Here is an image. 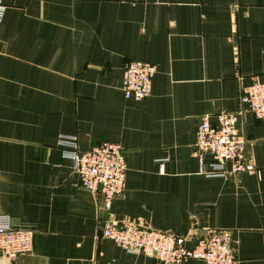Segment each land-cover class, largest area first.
<instances>
[{
  "label": "crops",
  "instance_id": "obj_1",
  "mask_svg": "<svg viewBox=\"0 0 264 264\" xmlns=\"http://www.w3.org/2000/svg\"><path fill=\"white\" fill-rule=\"evenodd\" d=\"M0 214L32 249L0 264H163L99 237L111 219L194 238L230 231L235 264H264V120L239 114L243 162L259 175L199 172L203 115L238 112L264 82V0H3ZM156 67L143 100L124 97L125 62ZM123 147V190L106 209L57 146ZM205 161H211L206 154ZM163 165V171H160ZM191 264H201L192 261Z\"/></svg>",
  "mask_w": 264,
  "mask_h": 264
},
{
  "label": "built area",
  "instance_id": "obj_2",
  "mask_svg": "<svg viewBox=\"0 0 264 264\" xmlns=\"http://www.w3.org/2000/svg\"><path fill=\"white\" fill-rule=\"evenodd\" d=\"M5 10L3 0H0V21ZM155 71L156 67L148 62H125L122 74L124 97L136 101L146 98L151 92ZM239 101L238 112H219L215 124L205 114L197 126L193 156L198 162L199 172L207 177H223L237 171L259 175L252 165L243 162L246 140L238 131L237 121L243 112L264 120V82L254 78L242 89ZM56 144L62 156L72 161L80 186L99 193L105 208L110 209L125 182L126 162L121 144L103 141L81 152L77 136L65 134L58 136ZM206 154L211 155L210 162L205 161ZM160 171H163V165H160ZM99 230L100 238L110 239L128 252L155 256L163 264H191L192 261L235 264L229 230L207 231L194 238L191 247L186 246L188 238L185 236L129 222L117 226L111 219H106ZM32 239V230L14 227L7 215L0 214V256L12 262L18 255L31 251Z\"/></svg>",
  "mask_w": 264,
  "mask_h": 264
}]
</instances>
